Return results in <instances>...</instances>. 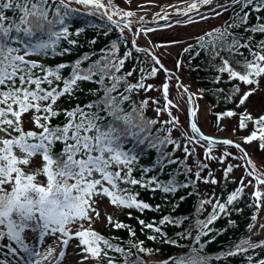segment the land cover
<instances>
[{
  "label": "snow or ice",
  "instance_id": "snow-or-ice-1",
  "mask_svg": "<svg viewBox=\"0 0 264 264\" xmlns=\"http://www.w3.org/2000/svg\"><path fill=\"white\" fill-rule=\"evenodd\" d=\"M212 3L213 0H193L187 8L171 6L176 14L188 17L186 21L177 20L176 24L197 23L189 14L199 13L200 7ZM74 4L80 7L75 8ZM81 8L85 10L83 13ZM230 10L233 14L229 21L196 37V43L189 44L183 51L193 59L204 52L215 72L213 83L231 85L228 89H217L226 103L234 105L218 113L217 120L236 118L234 133L251 125V131L242 142L205 135L195 119L197 108L190 109V127L182 130L179 117L171 110L179 106L168 99L167 82L162 85L163 106L152 97L134 98L140 90L154 89V85L145 83L148 78L162 69L168 73L159 57L149 48L137 46L135 39L131 47L120 54L122 44H128L123 33L131 30L135 12L120 9L113 0H0V254L3 256L0 264H63L70 245L76 257L74 264H88L90 260L97 264H117L118 258L111 253H118L123 264H146L138 253L151 255L153 250L144 247L143 241L129 240L125 248L112 242L118 237L107 238L95 230L93 225L101 218L100 206L107 200L114 208L158 211L159 205L153 208L139 199L137 186L152 192L175 194L181 188L194 187L198 181L219 184L220 181L209 178L211 172L201 175L208 169L207 163L197 159L195 173L187 165V159L196 155L197 148L204 149L206 160H219L225 165L224 181H228L234 168L244 167L246 175L226 197L213 192L200 200L197 211L202 213L205 205H210L211 212L206 218L196 220L195 237L191 232L181 233L182 238H192L194 245L200 247L192 246L188 253L169 257L160 264H209L208 257L200 255L204 247L201 237L213 231L210 225L221 216H229L232 210L242 211L233 206L243 199L248 187L254 189L249 206L258 214L264 207V171L256 167L243 145L257 142L258 148L264 150V114L254 117L247 107L250 98L262 90L259 86L264 78V39L256 40V34L264 36V0H231L211 9L215 16ZM78 15L91 19H85L83 27L70 31L69 22ZM170 15L157 13L154 21H167ZM208 18L200 16L201 20ZM97 19L103 23L97 24ZM136 23L146 22L140 17ZM87 26L103 29L106 36L117 29L120 35L109 47L101 49L100 58L86 68L82 65L91 60L88 54L55 66L43 62L50 54H70V47L60 49L61 42L76 45L77 41L70 37L79 36ZM156 30L141 26L134 35H147ZM181 42L171 41L173 44ZM134 52L146 53L153 66L147 73L140 69L139 78L131 82L129 78L136 69L125 72L124 67L135 59ZM65 69L70 70L67 75H64ZM171 78L169 74L168 79ZM81 82L96 85L88 90L94 98L70 108L61 107L58 101L62 97L75 99L77 93L83 91ZM184 92L187 93V88ZM192 100L190 95L189 101ZM149 102L156 105V118L145 114ZM163 113L167 114V120L159 118ZM60 117L63 119L54 123ZM25 120L30 128H25ZM173 131H179L185 142L174 138ZM219 145L235 148L238 154L226 147L216 156L213 151ZM169 146L183 151V160L175 157V151H167ZM150 150H155L156 159L148 165L141 164ZM228 159L247 163L225 164ZM173 164L183 165V170L178 169L177 174L194 175V179L183 183L175 176L161 180L164 169ZM223 189L226 191L227 183ZM257 214L252 215L253 221L257 220ZM105 219L115 229L126 228L131 236L136 235L129 225L114 221L111 215H106ZM138 223L164 236L162 225H179L182 220L164 216L158 224L142 219ZM165 242L177 243L169 239ZM257 248L264 249V240L253 242L251 237L242 238L224 255L237 256ZM248 259L251 262L254 258L249 256ZM255 264H264V258L256 260Z\"/></svg>",
  "mask_w": 264,
  "mask_h": 264
},
{
  "label": "trees",
  "instance_id": "trees-1",
  "mask_svg": "<svg viewBox=\"0 0 264 264\" xmlns=\"http://www.w3.org/2000/svg\"><path fill=\"white\" fill-rule=\"evenodd\" d=\"M73 7L79 8L80 6L73 5ZM84 11L85 10L81 8V13H83ZM232 14L233 10H230L228 13V19L226 21H229V17ZM9 15H11V13H9ZM85 19L90 20L91 18L84 17L83 15L74 16L69 22L70 31H75L77 28L83 27ZM96 23L102 24L103 22L97 19ZM158 24L159 25H153V28L156 29L159 26H165L164 24ZM235 31L243 32V29H236ZM119 35L120 33L117 29H113V31L106 36L103 33V29H96L91 26H87L86 30L79 36L70 37V39H75L77 41L76 45H67L65 41L61 42L60 49L64 47H70V54H66L63 56L50 54L48 57L44 58L43 62L48 66H55L58 63L73 62L76 59L82 57L83 55L88 54L91 57V60L85 62L82 65V67L86 68L92 61L98 60L102 55L101 49H106L107 47H109L110 42L112 40H116ZM123 36L127 38L128 44H122L120 48L121 55H123L126 47H131V41L134 39L133 35L128 29L125 30ZM196 37L192 38L191 42L181 47V49L179 50L180 61H182V63L185 65L187 72L191 74L192 77H194V80L198 85L199 92L207 100L208 106L210 107V122L215 127L216 132H220L223 129L221 124L222 120L227 117L221 120H217V114L222 113L228 110L229 108H233L234 105L226 103L223 95H221L217 91V89H228L231 87V85L223 83L217 85L213 83V77L215 75V72L204 52H201V55L195 57L194 59L191 58V54L184 53V48L188 47L189 44L196 43ZM260 39H264V36L256 34V40ZM93 40H95L96 42L92 43ZM137 46L147 48L144 45H141L140 43H137ZM134 57L135 59L128 61L124 67L125 72L131 68L136 69L134 75L129 78L131 82H135L139 78L140 69H144L145 73H147L153 66V61L151 57L148 56L146 53L134 52ZM216 63H219V60H217ZM69 71V69H65L64 75H67ZM168 74L170 73H166L162 69L158 71L154 77L148 78L145 83L155 86V83L159 79L160 75H162L163 78H166ZM224 79L226 80L227 77L225 76ZM80 87L83 89V91L77 93L75 99L65 96L58 101V104L61 107L70 108L77 103H87L90 99L94 98L88 90L94 89L96 87L95 84L81 82ZM158 90H162V87H158ZM145 97H152L156 100H160L162 98L160 100V105L164 104L163 96H161V98H157L156 96H151L150 94L147 95V92H145L144 90H140L139 95L134 98L144 99ZM155 107L156 105H153L151 102H149V106L145 112V114L149 118H156V114L154 111ZM262 114H264V112ZM62 119L63 117H60L55 120L54 123H59ZM30 127L31 126H26L25 120V128ZM157 127H160V125H157ZM248 129H251V125H249ZM161 135H163V133H161ZM173 137L180 138L181 143L185 142L183 137L181 136L173 135ZM57 147L59 148V145ZM167 151L172 152L175 150L171 146H169L167 148ZM156 157L157 153L155 152V150H150L148 154L145 155V157L141 160V164L148 165L153 162ZM175 157H179L181 160H183V151H175ZM197 159L201 160L203 163L208 164V169H205L203 172H201V175L206 176L208 172H211L212 177L209 178H215L216 180L220 181L219 184H205L202 181H198L196 182L194 187H189L187 189L181 188L175 194H164L159 191L152 192L137 186L135 191L139 192V199L149 203L153 206V208H155L156 205H159L160 208L158 211L144 210L143 212H140L136 209L112 207L113 211L107 214L111 215L114 221H120L126 225H129L130 228L135 231L136 235L134 237L131 236L128 229L126 228L115 229L112 225L107 222L105 218L103 223H99L97 226H93L95 230L107 238L118 237V240H113L112 242L120 244V246L125 248L129 246V240L133 241L134 243L143 241L144 247L153 250V254L151 255L138 253V255H140L144 259L146 264H160L161 261L166 260L169 257H180L188 253L192 246L200 247V245H194V240L192 238H182L181 236V233L191 232L192 237H195V235L197 234V229L195 227L196 220L206 218L211 212L210 205H205L206 210L202 213L197 211L200 200L208 198L213 192L216 193L217 196L223 194V196L226 197L227 193L235 189L238 183H232L231 181L234 180L232 177H228L227 182L224 181L223 177L219 179V177H217L216 174L213 172L209 162H206L202 158V156L197 152V150L196 155L189 157L186 161L187 165L192 168L193 173L198 170L196 167ZM178 169L182 171L183 165H169L164 169V172L160 176V179L167 181L172 176H175L176 179L181 183L185 182L188 179H194V175L185 177L184 175L177 174ZM153 174L155 173H150L149 175ZM225 183H227L226 191L223 189V185ZM251 193L252 192L250 190L245 189L243 199L240 200L238 204L233 206V209L239 208L242 209V211L232 210L229 216H221L220 219L216 220L212 225H210L213 231L209 233L208 236L201 237V244H203L204 247L200 252V255L207 256L209 259V264H255L256 260L264 258V249L261 248H257L254 251L249 250V252L247 253L232 257H227L224 255L229 249H232L234 245L238 243L239 240L242 238L251 237L253 242H259L261 240H264V238H262L257 231H254V225L256 220L253 221L251 217L253 214H257V210L254 207L249 206L251 204ZM181 197H184V199L181 200ZM129 213H131V216H129ZM164 216L182 220V223L179 225H162L161 228L162 232L165 234L164 236L159 233H156L152 229L142 228V226L138 223V220L142 219L146 223L157 222L158 224V222ZM233 221L234 223H232ZM250 225H252L251 231H249ZM218 231L222 232V234H217ZM149 236H156L157 238L155 240H150L148 239ZM165 239L175 240L177 243L176 245L166 243ZM133 251L135 252V249H133ZM111 255L116 256L118 258L117 264H123V261L119 258L118 253H111ZM150 256L156 257V260H150ZM249 256H252L254 258L253 261H249ZM217 257L221 258L217 259ZM134 258L135 257H133V259Z\"/></svg>",
  "mask_w": 264,
  "mask_h": 264
},
{
  "label": "rangeland",
  "instance_id": "rangeland-1",
  "mask_svg": "<svg viewBox=\"0 0 264 264\" xmlns=\"http://www.w3.org/2000/svg\"><path fill=\"white\" fill-rule=\"evenodd\" d=\"M113 2L120 9L135 12V16L131 18L134 23L131 30H129L130 33L133 35V38L137 43H140L141 45L149 48L159 57L161 63L168 70V73H170L172 77L169 80V74L166 78H163L162 75H160L159 79L155 83L154 89L147 92V95L150 94L151 96L161 98V96H163V93L162 90H158V87H162V85L167 82L169 84L168 99L172 100L179 106L178 108H172L171 110L173 112V115L179 117V127L182 130L188 129L190 127V109L197 108L198 111L195 119L197 120L198 126L200 127L201 131L205 135L212 136L217 139L228 138L238 142H242V138L248 135L251 129H246L243 131L237 130L234 133L233 129L237 127L236 118L227 117L223 119L221 123L223 128L222 131L216 132L215 127L210 122V107L208 106V102L199 92L198 85L196 84L194 77H192V75L187 72L185 65L182 63V61H180L179 53L181 47L191 42L192 38L200 36L214 28L221 27L224 24V22L228 19L229 11L224 12L220 16H215L211 9L216 8V6L219 4L230 3L231 0H213V3L211 5L200 7L199 13H197L196 11L191 12L189 15H191L192 18L197 21V23L187 25L176 24L177 20L186 21L188 17L176 14L175 8L171 6L187 8L189 4L193 3V0H130V2H128V0H113ZM157 13H161L162 15L164 13H171V15L169 16V19L167 21L162 19L154 21V17ZM201 14L207 15L209 18L206 20H201ZM140 17H143L144 21L146 22L142 25L145 28H153V25H159L158 23H160V25H166L170 23L174 26L171 28L166 26H159L158 28H156L157 30L155 32L148 33L147 35L141 34L139 36H135L134 33L141 26V23H136L137 21H139ZM173 40H179L182 42L173 44L171 43V41ZM178 63L179 66H177ZM181 84L183 85V87L179 86ZM259 87L262 90L257 91V93L250 98V101L247 104V107L253 116H259L264 112V78L261 79ZM184 88H187V93L184 92ZM242 89H244V85H242ZM190 95L193 96V100L191 102L189 101ZM160 106H163V104H161ZM159 118L161 120H167L168 116L166 113H163ZM26 126H31L27 122V120ZM172 135L181 136L179 131H173ZM226 147L227 146L223 145L216 146L214 148L213 154L216 156H220L221 153L225 151ZM243 147L249 153L250 158L256 165V167L261 171H264V150H260L258 148V143L253 142L251 144H244ZM227 150L238 154V150L235 148L227 147ZM197 152L206 162H209L216 176L219 177V179L222 178L223 168L225 165L221 164L219 160H206L204 158V149L197 148ZM227 163H231L233 165H245L247 162L243 160L228 159L227 161H225V164ZM244 175H246L245 168L239 167L234 168L233 172L229 174V177H232L236 181V183H238L240 178ZM245 183H247V180H245ZM253 184H255L254 180ZM247 189L251 192L254 191L252 187H248ZM100 210L101 218L97 220L93 226H97L99 223H103L105 216L113 211V208L108 205L107 200H105L100 206ZM261 225H264V207L260 209L258 218L254 225V231H257L260 236L264 238V227H261ZM57 251H59V249ZM72 252L73 248L70 245L67 249L66 258L68 256H71ZM0 259H3L2 254H0ZM63 264H70V261H68V263L63 262ZM88 264H95V262L94 260H90Z\"/></svg>",
  "mask_w": 264,
  "mask_h": 264
},
{
  "label": "bare ground",
  "instance_id": "bare-ground-1",
  "mask_svg": "<svg viewBox=\"0 0 264 264\" xmlns=\"http://www.w3.org/2000/svg\"><path fill=\"white\" fill-rule=\"evenodd\" d=\"M76 257H74L72 254L71 256H68L67 258H65L64 263H68V261H70V264H74Z\"/></svg>",
  "mask_w": 264,
  "mask_h": 264
}]
</instances>
